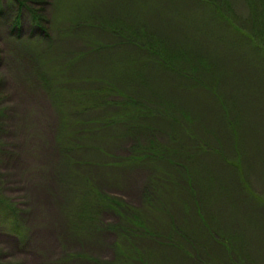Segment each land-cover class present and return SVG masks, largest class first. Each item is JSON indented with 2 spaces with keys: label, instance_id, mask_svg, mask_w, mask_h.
<instances>
[{
  "label": "rangeland",
  "instance_id": "rangeland-1",
  "mask_svg": "<svg viewBox=\"0 0 264 264\" xmlns=\"http://www.w3.org/2000/svg\"><path fill=\"white\" fill-rule=\"evenodd\" d=\"M249 1L0 0V264H264Z\"/></svg>",
  "mask_w": 264,
  "mask_h": 264
},
{
  "label": "trees",
  "instance_id": "trees-1",
  "mask_svg": "<svg viewBox=\"0 0 264 264\" xmlns=\"http://www.w3.org/2000/svg\"><path fill=\"white\" fill-rule=\"evenodd\" d=\"M249 7H252V8L250 9V15L252 16L251 18L254 19V22H256V24H258V26H260V25L262 24V22H264V6H263V4H262V6H261L259 12H256V7H254L250 1H249ZM220 16H221V15H220ZM221 18L223 19V22L227 23L228 25H233V24L231 23L230 19H227V18L224 17V16H221ZM251 39H253V38H251ZM244 41H245V40H242V41H241V44H240L241 46H244ZM244 48H245V47H244ZM244 48H242L241 50L245 51ZM250 49H255L256 51H254V52H255V54H256L257 56H258V54H259V55L264 54V36H262V37H261V40H259V41L253 40V42H251V44H250ZM243 51H242V52H243ZM262 61H263V60H262ZM262 61L259 60V63L261 64ZM109 92L113 93L111 90H109ZM245 129H246V128H245ZM247 132H248V133H251L250 136H253V138H254V135H255L254 131H249V130L247 129ZM253 133H254V134H253ZM93 193L95 194V195H93V196H95L94 198H95V199H96V198H99V199H98V202H101V203H102V198L100 197V195H99V197H98V192H97V191H93ZM95 199H94V200H95ZM106 200H107V202H108V204L106 205L107 207H110L112 210H113V209H116V211L118 210V211L121 213L120 216H123L122 214L124 213V211L122 210V212H121V207L125 206L124 204L120 206L119 203L117 204V202L114 201V200H113V201H110L109 198H106ZM98 205H99V204H98ZM105 208H106V207H105ZM106 210H107V208H106ZM128 212H129V219H128V220H129V223L133 224L134 226H135L136 224H138V226H139L140 224H142V223L140 222V219L138 218V214H137V213H134V211H132L130 208H128ZM130 220H131V221H130ZM137 221H139V223H138ZM138 226H137V227H138ZM127 233H128V232H127Z\"/></svg>",
  "mask_w": 264,
  "mask_h": 264
}]
</instances>
